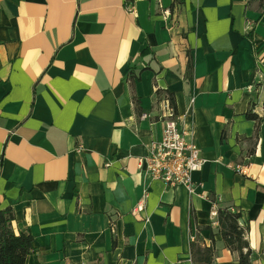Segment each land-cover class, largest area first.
I'll list each match as a JSON object with an SVG mask.
<instances>
[{"label": "crops", "instance_id": "obj_1", "mask_svg": "<svg viewBox=\"0 0 264 264\" xmlns=\"http://www.w3.org/2000/svg\"><path fill=\"white\" fill-rule=\"evenodd\" d=\"M259 3L0 0V211L33 237L25 264H192L190 243L209 247L211 233L213 264H238L218 208L240 213L251 262L264 264ZM158 91L193 130L192 192L139 169L162 136Z\"/></svg>", "mask_w": 264, "mask_h": 264}, {"label": "built area", "instance_id": "obj_2", "mask_svg": "<svg viewBox=\"0 0 264 264\" xmlns=\"http://www.w3.org/2000/svg\"><path fill=\"white\" fill-rule=\"evenodd\" d=\"M133 11L134 8L130 7L129 12L133 13ZM246 88L253 91L255 86L251 84ZM192 103L193 99H190V110ZM158 109L161 112L162 136L159 140L151 142L148 154L144 159L139 160V169L143 175L153 181H161L167 187L182 185L192 192L194 188L192 174L201 170L203 162L193 138V130L186 133L180 128L181 116L177 114L167 95L161 96ZM261 109L264 112V104ZM189 116H192V111L189 112ZM76 152H81L80 146L77 147ZM235 170L240 172L241 168L236 166ZM142 209L143 205L140 201L134 211L140 212ZM211 216H217L216 210L211 212ZM111 228L113 229V225Z\"/></svg>", "mask_w": 264, "mask_h": 264}, {"label": "trees", "instance_id": "obj_3", "mask_svg": "<svg viewBox=\"0 0 264 264\" xmlns=\"http://www.w3.org/2000/svg\"><path fill=\"white\" fill-rule=\"evenodd\" d=\"M259 8L261 13L264 12V0H260ZM248 36L252 37V30L248 33ZM186 68L187 75L190 77L192 67L189 59ZM160 94L158 91L157 95ZM164 94L169 97L174 105V96L168 93ZM252 106L250 105L245 117L247 120L254 122V136L257 137L260 118L252 112ZM216 212L218 233L225 247L231 253L237 255L238 264H252L251 250L245 239V230L239 225L240 213L231 212L227 208H218ZM13 220L12 208L8 207L0 211V264H25L27 256L34 251L33 237L29 231L23 230L18 235H15L11 228ZM205 229L209 230L208 227H205ZM210 241L211 245L209 247H201L194 241L190 243L192 264H213L215 248L212 233Z\"/></svg>", "mask_w": 264, "mask_h": 264}]
</instances>
